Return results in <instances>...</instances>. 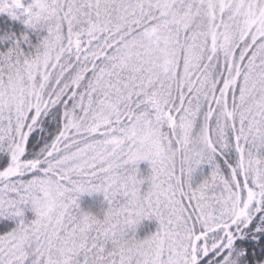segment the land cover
<instances>
[{"label":"snow or ice","instance_id":"6c2138e0","mask_svg":"<svg viewBox=\"0 0 264 264\" xmlns=\"http://www.w3.org/2000/svg\"><path fill=\"white\" fill-rule=\"evenodd\" d=\"M0 14L45 33L0 51V264H264V0ZM93 193L102 219L79 207Z\"/></svg>","mask_w":264,"mask_h":264},{"label":"rangeland","instance_id":"374dc122","mask_svg":"<svg viewBox=\"0 0 264 264\" xmlns=\"http://www.w3.org/2000/svg\"><path fill=\"white\" fill-rule=\"evenodd\" d=\"M27 37V42H21L23 49L28 51H33L35 45L43 38L45 33L42 30H31L27 29L20 20H13L9 18L6 14H0V51H4L12 43L14 39H19L21 35ZM139 173L142 176L148 175L150 169L146 161H141L137 165ZM210 168L208 165H201L193 173L194 183H198L204 176L208 174ZM147 187V182L142 185V189ZM117 199H120L119 197ZM85 200L91 201L92 205L85 204ZM121 203L123 200L121 199ZM78 204L81 210L90 212L97 216L98 218H103V214L108 207L107 202L104 200L102 194L93 193L83 194L78 199ZM27 219L33 218V214L30 211L25 213ZM0 226L11 227L12 222L7 220H0ZM157 229V223L153 219H145L140 222L136 229V236L138 238H144Z\"/></svg>","mask_w":264,"mask_h":264},{"label":"trees","instance_id":"16d2710c","mask_svg":"<svg viewBox=\"0 0 264 264\" xmlns=\"http://www.w3.org/2000/svg\"><path fill=\"white\" fill-rule=\"evenodd\" d=\"M84 202H85V204H90V206L92 205L91 201L85 200Z\"/></svg>","mask_w":264,"mask_h":264}]
</instances>
